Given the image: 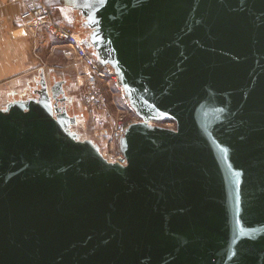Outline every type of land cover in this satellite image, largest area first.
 <instances>
[{
	"label": "water",
	"instance_id": "obj_1",
	"mask_svg": "<svg viewBox=\"0 0 264 264\" xmlns=\"http://www.w3.org/2000/svg\"><path fill=\"white\" fill-rule=\"evenodd\" d=\"M54 1L139 120L121 165L69 74L0 104V264H264V0Z\"/></svg>",
	"mask_w": 264,
	"mask_h": 264
},
{
	"label": "crops",
	"instance_id": "obj_2",
	"mask_svg": "<svg viewBox=\"0 0 264 264\" xmlns=\"http://www.w3.org/2000/svg\"><path fill=\"white\" fill-rule=\"evenodd\" d=\"M44 3L60 11L65 21L71 20H67L69 24L74 21L70 7L57 4L54 0ZM25 19V9L20 1L0 0V104L11 93L24 89L41 70L47 73L52 69L64 79L67 75L62 57L65 45L40 29L26 27ZM31 47L38 51L49 67L29 59ZM87 133L90 135L89 131Z\"/></svg>",
	"mask_w": 264,
	"mask_h": 264
},
{
	"label": "built area",
	"instance_id": "obj_3",
	"mask_svg": "<svg viewBox=\"0 0 264 264\" xmlns=\"http://www.w3.org/2000/svg\"><path fill=\"white\" fill-rule=\"evenodd\" d=\"M18 1L21 2L25 9L26 19L24 25L30 29H40L46 35L54 37L65 45L64 52L67 55L70 53L71 57L75 59L74 63L76 69L80 70L78 78L80 77L84 87V94L82 95L83 101L90 112L93 113L94 110H104L107 104V95L101 89L100 84L106 83L108 85L110 81H113L119 90L121 99L127 104L129 113H134L128 104V100L123 93V89L117 80L113 68L110 65L99 64L88 52L82 40L70 29L64 27V25L58 23L54 19V7L47 5L43 0ZM113 123L110 132L101 130V133L104 134V136H108L107 145H109L110 148L111 146L117 147L118 153L116 155L110 154L100 143L101 153L108 162H116L125 165L126 158L119 150L118 143L129 123L126 122L122 116ZM150 123L158 125V122Z\"/></svg>",
	"mask_w": 264,
	"mask_h": 264
},
{
	"label": "rangeland",
	"instance_id": "obj_4",
	"mask_svg": "<svg viewBox=\"0 0 264 264\" xmlns=\"http://www.w3.org/2000/svg\"><path fill=\"white\" fill-rule=\"evenodd\" d=\"M45 2L49 3V0H44ZM60 11H58L55 8L54 11V19L58 22L64 25L66 28H70L71 30H74L72 26H68L69 23L67 20L65 21L62 16H60ZM71 21V20H68ZM47 58V56H45ZM62 57L64 58V69L67 71L66 73L70 75V78L72 79L73 84L68 87V93L72 97L75 98L76 101L79 102L81 108L85 110L89 115L88 121H86V127L87 131L90 133V137L92 139L98 140L99 143L103 146V148L107 151H109L110 154L116 155L117 147H109L107 145V138L108 136H104V134L101 133V130H106L107 132H110V129L113 127V122H115L120 116L126 120L129 124L135 121H138V118L134 115L135 113H129V109L127 108V104L123 102L121 99L120 93L118 88L115 86V83L113 81H110L108 85L106 83H101L100 87L107 95V104L104 108V110H94L93 113L90 112L85 106L82 95L84 94V87L82 80L80 77L78 78V75L80 74V70L76 69L75 66V59H73L69 53L67 55L65 52L62 53ZM29 59L31 60H37L39 64H44V66H48L49 64H46L45 59H42V57L38 54V51L35 50V48L31 47L29 49ZM78 78V81L77 79ZM85 108V109H84ZM158 125L166 128L174 129L175 124L172 122L168 123H158ZM82 132L83 130L80 129ZM119 148V143H118ZM120 150V149H119Z\"/></svg>",
	"mask_w": 264,
	"mask_h": 264
},
{
	"label": "trees",
	"instance_id": "obj_5",
	"mask_svg": "<svg viewBox=\"0 0 264 264\" xmlns=\"http://www.w3.org/2000/svg\"><path fill=\"white\" fill-rule=\"evenodd\" d=\"M50 1V0H49ZM69 26V25H68ZM68 29H70L69 27H68ZM71 30V29H70Z\"/></svg>",
	"mask_w": 264,
	"mask_h": 264
},
{
	"label": "bare ground",
	"instance_id": "obj_6",
	"mask_svg": "<svg viewBox=\"0 0 264 264\" xmlns=\"http://www.w3.org/2000/svg\"><path fill=\"white\" fill-rule=\"evenodd\" d=\"M122 90V89H121Z\"/></svg>",
	"mask_w": 264,
	"mask_h": 264
}]
</instances>
